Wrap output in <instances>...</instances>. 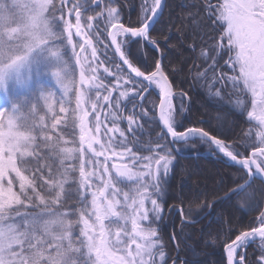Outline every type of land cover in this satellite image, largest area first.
Here are the masks:
<instances>
[{
	"label": "snow or ice",
	"instance_id": "obj_1",
	"mask_svg": "<svg viewBox=\"0 0 264 264\" xmlns=\"http://www.w3.org/2000/svg\"><path fill=\"white\" fill-rule=\"evenodd\" d=\"M0 95V264H264V0H0ZM196 141L234 173L189 195Z\"/></svg>",
	"mask_w": 264,
	"mask_h": 264
},
{
	"label": "trees",
	"instance_id": "obj_2",
	"mask_svg": "<svg viewBox=\"0 0 264 264\" xmlns=\"http://www.w3.org/2000/svg\"><path fill=\"white\" fill-rule=\"evenodd\" d=\"M132 2L138 5L139 0H132ZM172 2L173 0H169V3ZM125 11L134 20L135 13L138 11V8L126 9ZM165 15H167V11ZM133 55L137 57V63H143L145 60L151 63L152 57L155 56L156 53L146 48L145 55H141L136 52L135 48H133ZM174 79L176 81V84H178L183 90L189 91L191 96V111L188 114L189 119L184 122L185 127L193 125L202 127H207L208 125L215 126L217 124V121L214 119V117L217 115V108L215 107V105L209 104L207 102V98L203 94L202 90L199 88H197V90L190 89V82L184 79V74H179L174 77ZM181 81H183V83H181ZM207 109L210 111V113H214V117H212L211 115L206 116V113L204 114L203 111H207ZM200 119L207 121V124H197V121ZM154 137L155 133L146 126L141 139L144 142H148ZM183 146L185 145H179V147L183 149L178 157L181 167L177 169V174L175 175L174 179L170 181L172 189H174L175 191H183L184 193H187L189 195H195L204 191L211 192L212 190L217 188L222 177L227 180L228 176L234 173V169L226 167L221 163L219 158L212 154H209V152L211 153V151L207 145L201 144L199 141H196L195 145L192 147L187 146L186 148H183ZM257 185H259V182H257ZM201 186H203V188ZM172 194L173 193L170 192L169 196H171ZM217 211H219V209H217ZM255 215H257V213H249L247 212V210L235 212V218H243L245 223H247ZM207 224L208 221L205 220L202 223L197 224L196 228L200 229L204 227L205 231H207ZM212 227L216 228L218 227V225L216 223H213ZM166 230L171 231V225H168ZM206 238L207 237H205V239ZM258 244L259 240H256L249 246L248 251L250 253H253V250L257 247ZM194 247L198 252V256L196 257V259L198 260L199 264H221V261L225 258L222 247H205L203 245V240H201L199 243L194 244ZM187 258H192L191 253L188 254Z\"/></svg>",
	"mask_w": 264,
	"mask_h": 264
},
{
	"label": "rangeland",
	"instance_id": "obj_3",
	"mask_svg": "<svg viewBox=\"0 0 264 264\" xmlns=\"http://www.w3.org/2000/svg\"><path fill=\"white\" fill-rule=\"evenodd\" d=\"M39 80H40V83L42 85H44L45 87L52 88L53 85H54V81L52 80V78L50 76L42 75L39 78ZM196 90H197V88H196ZM195 92H197V91H195ZM3 104H4V97L2 95H0V105H3ZM203 112H204V114L206 113V116H210L211 115L212 117H214V113L213 112L210 113V111L208 109H207V111H203ZM184 147L186 148L187 146H183V148ZM201 187L203 188V186H201Z\"/></svg>",
	"mask_w": 264,
	"mask_h": 264
}]
</instances>
